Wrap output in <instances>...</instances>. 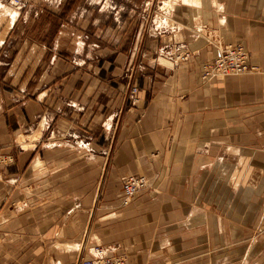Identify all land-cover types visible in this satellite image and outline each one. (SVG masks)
<instances>
[{
  "label": "crops",
  "instance_id": "obj_1",
  "mask_svg": "<svg viewBox=\"0 0 264 264\" xmlns=\"http://www.w3.org/2000/svg\"><path fill=\"white\" fill-rule=\"evenodd\" d=\"M166 2L168 23L136 35L129 50L71 64L44 60L40 50L42 60L8 70L10 85L20 74L25 83L0 110V165H9L12 187L0 206L11 195L2 218L18 223L20 245H36L32 260L25 250V264L92 260V247L127 264H264V0ZM231 43L246 46L259 72L202 80L217 46ZM179 44L191 51L186 61L174 60ZM134 66L137 100L129 102ZM30 68L40 70L42 86L28 98ZM105 142L110 173L101 189L87 183L91 157L79 149L92 145L93 172L102 175ZM66 144L74 152L46 151L50 170H36L41 150ZM6 155L18 159L1 160ZM60 162L68 168L56 171ZM133 174L150 185L126 198L122 179Z\"/></svg>",
  "mask_w": 264,
  "mask_h": 264
},
{
  "label": "rangeland",
  "instance_id": "obj_2",
  "mask_svg": "<svg viewBox=\"0 0 264 264\" xmlns=\"http://www.w3.org/2000/svg\"><path fill=\"white\" fill-rule=\"evenodd\" d=\"M165 1L166 0H0V110L5 101L6 104L8 103L10 94L14 95V91L17 92L24 87L25 81L22 74H20L22 78L20 83L13 86L8 82V70L11 69L14 64H22L30 60V58L31 62L37 61L39 57L42 56V50L45 55V57H43L44 60H50V57L55 55L69 64H71L76 57L77 62H81L80 59L83 58L82 56L86 57L87 54L90 56H99L107 52H109V54H114L115 51H118L121 47L124 50H129L134 45L136 35L139 34L138 37L142 35V38H144L149 31H152L156 27L161 28V26H163L159 23L160 17L164 16L166 10L169 11L173 8V4L170 5V3H165ZM142 46L144 47V44L141 45L140 48H143ZM39 47L43 49H39ZM91 49L94 50L92 51L93 53H91ZM138 50L140 51V49ZM40 60H42V57H40ZM257 68L258 69L255 71L246 74L259 72V67L257 66ZM29 70V73H36V77L34 76L36 79L34 80V78H31L28 83H26L27 92L24 93V95L28 98L33 97L34 94H36L35 91H40L42 86L39 83L40 70H35L33 68ZM18 71L19 70H17V72ZM246 74L238 76H246ZM40 131H42V126H40L38 133ZM24 138L22 134L21 140H24ZM41 143L42 146L45 145L44 141ZM90 147L92 148L91 144L88 147L83 145V148L79 149L83 152L81 154L89 152L90 154L88 155L91 157V159L86 162L87 165L85 166V170L90 169L88 170V175H90L87 177V183L95 182V185H99L102 189L105 182L108 181L110 173L108 168L110 166L111 155L110 152L105 153V150H108L109 144L105 142V148L103 147V149H101L100 155L103 156V172L102 175L96 176L93 172V154L96 153L90 152ZM69 149L74 150L76 147L71 148L66 144L64 146L60 145L52 150H41L40 157H42L43 162L40 164V167H36V170L39 172L50 170V168L46 167L44 152L46 153V151H49V156L51 153H53L54 156H60L62 154L74 152ZM91 151L93 150L91 149ZM97 154L99 153L97 152ZM6 156L7 157L4 158L1 157V160L5 159L8 163H10V157H17L14 155ZM17 159L18 158H14V162ZM3 163V165H0V201L3 193L6 194L11 191L12 188L10 186L11 184L6 180V170L9 165L5 162ZM68 164L69 163L63 164V162H60V164H57L56 171L68 168ZM60 181H63V179H51L49 181H47V179L41 180L38 181V186L41 189H46L49 186H53V182ZM23 187L30 192L31 196L30 184L27 183ZM14 189L16 188L14 187ZM43 194L39 195V200H45L44 202L46 203L47 198L50 196ZM9 198H11V195L3 198V204L0 206V264H25L26 259L22 258L25 256V250L27 251L28 249V259L32 260L36 245L34 241L33 243H27V245H20L19 234L22 230L18 227V223L12 222V220L10 221L8 218H2L6 217L4 211L2 212V208L7 204ZM33 198L37 199L36 196ZM23 201L30 206V197ZM15 204L16 203L13 202L11 203V206H14V209H11L12 214L9 215L11 218L17 217L16 208L18 204ZM7 219L9 221L3 223V221ZM100 251L98 247L91 248V252L95 254L94 257L97 256Z\"/></svg>",
  "mask_w": 264,
  "mask_h": 264
},
{
  "label": "built area",
  "instance_id": "obj_3",
  "mask_svg": "<svg viewBox=\"0 0 264 264\" xmlns=\"http://www.w3.org/2000/svg\"><path fill=\"white\" fill-rule=\"evenodd\" d=\"M176 52L173 53L174 60L176 62L186 61L190 56L189 50L182 45H177ZM161 50L163 49L160 48ZM167 50V49H166ZM217 57L211 61L204 63L201 74L202 80L210 81L217 76H232V75H244L255 71L257 66L250 62L249 51L243 44L231 43L228 45L217 46ZM139 70V64L136 65ZM136 67L129 74V86H128V101L135 102L137 100L138 84L137 76L138 72ZM140 71V70H139ZM123 191L126 198H131L139 191L147 190L149 183L147 178L137 174L125 176L122 179ZM101 250V249H100ZM74 264H127L123 255L105 254L102 251L93 257L92 260H85L83 258L78 259Z\"/></svg>",
  "mask_w": 264,
  "mask_h": 264
},
{
  "label": "bare ground",
  "instance_id": "obj_4",
  "mask_svg": "<svg viewBox=\"0 0 264 264\" xmlns=\"http://www.w3.org/2000/svg\"><path fill=\"white\" fill-rule=\"evenodd\" d=\"M167 1V0H166ZM163 21L166 23H168V20L166 19V18H164V16L163 17H160V20H159V23H160V25L161 24H165V23H163Z\"/></svg>",
  "mask_w": 264,
  "mask_h": 264
}]
</instances>
